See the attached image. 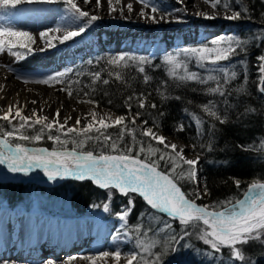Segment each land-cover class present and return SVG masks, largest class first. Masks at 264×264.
<instances>
[{
  "label": "trees",
  "instance_id": "16d2710c",
  "mask_svg": "<svg viewBox=\"0 0 264 264\" xmlns=\"http://www.w3.org/2000/svg\"><path fill=\"white\" fill-rule=\"evenodd\" d=\"M224 1L231 5V9L239 11L241 18L233 22L230 33L224 36V42L220 44L214 43L219 38L205 37L187 44H176L169 50L158 44L155 51L148 53L126 52L123 55L125 59L118 65L108 63L115 58V54L96 48L86 57L67 66L61 78V82L68 93L71 91V95L84 96L97 101L100 105L114 110L119 116H136L138 111L143 112L135 124L130 120L125 121L126 130L135 129V144L131 135H126L123 141H117L121 149L134 145L133 156L141 146L144 148V152L140 155L141 159L158 160L160 155H165L176 161V174L183 170L186 177L187 166L176 159L179 153L144 137L142 130L151 127L153 132L162 131L172 134L188 143L191 151L200 155L198 169L200 183L203 190L205 186L207 187L209 194L203 199L196 200L191 193L197 189V184L186 178L179 180L178 184L189 198L212 209L233 204L245 195L252 182L264 180V95L257 90L259 75L256 66L257 57L264 55V0H219L217 8H224ZM84 19L86 18H82L81 21L84 22ZM229 36L233 40L247 41L245 45L247 55L240 52L231 60L220 63L227 66L245 60L247 79L243 69L236 66L237 78L227 85L224 98L208 92V89L216 86L215 80L201 84L179 79L188 72H197L205 79L208 75H219L197 68L196 61L190 59V54L183 50L225 47ZM169 55L176 58L177 63L186 65V68L177 69L175 78L169 72L171 67L167 62ZM141 66L145 69L144 73L139 72ZM97 71L102 73V79H109L110 83L107 85L100 81L93 83L92 74ZM116 73H120V80L115 79ZM145 75L149 78L147 83L144 81ZM221 83H223L222 77ZM141 93L144 94L146 104L143 110L136 107L139 101L135 97H139ZM129 96L134 97L130 101L133 105L130 113L126 106ZM209 102H212L210 110L216 111L221 119L227 120V123L222 124L204 112V106ZM152 103L157 105L155 109L151 107ZM144 120L148 121L147 125L143 124ZM197 120L200 122L199 131ZM7 125L6 121L0 119V128H6ZM181 126H183L182 131ZM211 126L215 128L214 133L209 131ZM40 128L29 129V136L36 135ZM107 131L115 139L120 129L110 127ZM52 134H61L62 139H75L77 142L81 139L74 134L64 136L55 130ZM43 135L44 139L39 143L34 141L23 143L59 146L48 141L47 129ZM9 142L15 144L21 141L10 138ZM102 143V141H88L82 148L78 147L77 151H93L94 155L118 154L108 146L101 149L99 145ZM66 146L74 147L71 142ZM158 170L171 172L172 165L162 162ZM236 181L240 182L239 186ZM129 197H132L133 208H128ZM33 199L47 210L55 209L58 212L69 210L74 214L82 215L87 212H97L108 202L109 210L113 211L116 218L118 212L126 207L129 209V215L125 217V229L130 241L129 248L124 253L135 251L137 260L141 261V264L144 260L154 259V253L163 252L166 242H170L173 235L180 236L185 231L178 221L170 220L167 213L147 206L138 194L123 195L117 189H101L87 179L83 181L67 179L52 186L33 182H0V200H5L10 207L30 206L33 204ZM165 224H171L172 227L165 231L163 230ZM203 227L205 226L202 222L189 225L187 228L189 235L181 241L182 254L169 253L162 264H264V238L260 241L250 240L247 244L240 245L245 260H234L230 249L224 247L220 252H215L210 245L199 238L203 235ZM157 229L161 231L157 232ZM152 245L157 246L152 247ZM184 245L187 247H183ZM172 247L175 245L173 244Z\"/></svg>",
  "mask_w": 264,
  "mask_h": 264
},
{
  "label": "snow or ice",
  "instance_id": "6c2138e0",
  "mask_svg": "<svg viewBox=\"0 0 264 264\" xmlns=\"http://www.w3.org/2000/svg\"><path fill=\"white\" fill-rule=\"evenodd\" d=\"M20 2H22V0H0V8L15 7ZM46 2H54V0H46ZM96 2L97 5H99L100 0H96ZM108 2L111 11L112 0H108ZM140 2L147 6L150 0H140ZM67 3L70 6V10L77 14L79 18H88V20L87 24L79 27L78 30L66 32L61 42L68 41L81 35L87 30L88 26L100 18L95 15L90 16L88 11L81 10L73 0H67ZM84 3L90 4L91 0H84ZM218 3L219 0H216V3L212 6L216 7ZM127 7L131 12L132 5L129 4ZM223 7L228 9L231 5L225 3ZM151 10L152 13H156L159 9L156 6H152ZM140 15L142 17L145 16V12L142 10ZM152 18L155 20V16ZM207 18L215 19L216 17ZM225 18L228 20H238L241 18V13L239 11H234L232 15H227ZM9 35L16 37V42L13 43L11 40L5 41L0 39V51H3L4 46L7 44L8 51L14 56L18 55V53L12 52L14 47L24 49L29 53L32 52L31 45L34 43V38L30 33L10 32ZM47 35V32L40 33L42 39L47 37ZM3 36L4 32L0 31V37ZM221 42H224V37L214 41L216 44H220ZM45 43L48 48L55 46L48 40H45ZM246 44L247 41H241L239 39L233 40L232 37L229 36L225 47H200L183 50L190 54V59L196 61L197 68L204 69L206 72L211 71L219 73V75H208L205 79L197 72H188L186 75L180 76L179 79L199 82L201 84L215 80L216 86L208 89V92L211 94H218L220 97L224 98L227 92V85L237 78L238 74L235 71L236 66L243 69L245 79H247V68L245 60L236 61L235 64L227 66L221 65L220 62L231 60L240 52H243L246 56ZM45 50L44 48L40 49V51ZM124 59L125 57L121 54L108 63L118 65L120 61ZM167 62L171 65L169 72L173 78L177 75V69L182 67L186 68V65L177 63L176 58L171 55L167 57ZM209 66L211 67L209 68ZM256 66L258 67L259 75L257 90L261 95H264V55L257 57ZM14 70L15 69H13V71ZM144 71V67L141 66L139 72L144 73ZM63 75V73L49 75L47 78L39 79L38 82L48 84L49 81H56L59 83ZM92 75L93 83L97 81L102 82L104 85L110 83L109 79H102V73L100 71ZM221 77L223 83H221ZM115 79H121L120 73H116ZM144 81L145 83L149 82L147 75L144 76ZM69 95H71V91H69ZM133 98L132 96L127 98L128 103L126 106L129 113L133 107L130 103ZM135 98L139 101L136 107L141 110L145 109L144 94L141 93L139 97ZM177 99L179 98L177 97ZM33 103H35V101H33ZM211 105L212 102L205 105L204 112L207 113L209 117L215 118L222 124L227 123V120L221 119L216 111L210 110ZM151 107L155 109L157 105L152 103ZM225 107H227V104H225ZM33 114L35 115V110H33ZM142 114V111H138L136 116H117L113 119V122L109 124L105 122L104 118H100L97 121V114L92 112L90 114L91 121L83 128L68 127L65 132L64 128L68 121L66 119L64 123L59 122L60 110L56 111V118L49 121L46 116H37L35 120H32L30 116L22 115L19 108H17L14 116H12L11 108H9V112L0 117V119L11 124L13 119L18 118L20 123L18 128L13 126L12 130L2 133V138H0V165H6L7 170L13 174L28 175L35 170H41L50 182L65 178H75L80 181L90 179L101 189H118L123 195H128L129 193L138 194L151 209L167 213L169 219L178 221L185 231L183 235H173L170 238V242H166L163 252L154 253V259L151 261L144 260L142 264H162V261L169 253L174 255L182 254L181 241L189 235L187 228L189 225L197 222H202V225L206 226L204 234L199 238L203 240L205 244L210 245L212 250L220 252L222 247H226L230 249L231 256L234 260L238 259L244 261L245 257L238 245H245L250 240L260 241L264 238V183L251 184L246 193V199L237 201L231 209L225 211H212L209 210L210 206L208 205H198L193 199L188 198V195L178 186V182L186 178L194 184H199V180H197V170L195 168L199 163V159H184L179 154L176 155V159L181 160L183 164L187 166L188 171L185 177L183 170H181L179 174H176V161L170 157L160 155L158 160L141 159L140 155L144 152L142 146L135 156L132 155L134 145L121 149L117 141H123L126 135L132 136L134 144L136 140L135 129L126 130L125 121L130 120L132 124H135L136 120L139 119ZM97 123L99 127L95 126ZM147 123V120L143 121V124L147 125ZM153 123L155 124V121H153ZM196 123L199 131V120H197ZM76 124H80L79 118L76 120ZM36 125L41 126L40 131L36 135L29 136L23 134L22 130L25 127L32 129ZM110 127H118L120 129L115 139H113L111 134L107 131ZM45 129L48 130L47 139L58 144L60 146L59 148H54L49 151L44 147L29 148L23 143L26 141H34L37 143L43 141ZM53 129H57V131L64 136L74 134L77 137H81V139L78 142L75 139H62L61 134H52ZM180 130H183V126H181ZM209 131L214 133V126H211ZM93 133L94 135H92ZM200 134L203 135V133ZM142 135L150 138L152 141H157L161 145H165L166 148L168 147L165 138L156 135L151 127L143 129ZM10 138L17 139L21 142L15 143L13 146L9 143ZM88 141H102L103 143L99 145L101 149L104 146H108L112 151L118 154L94 155L93 151L78 152L77 148H82ZM110 141L111 143H109ZM70 142L74 145L71 150L66 147ZM170 147L173 150L177 148L175 144L170 145ZM154 154L155 153H153V155ZM162 162L171 164L172 171L166 173L165 171L158 170ZM239 183V181H236L237 186H239ZM257 190H259V194H257ZM208 194L206 186L203 192L197 188L191 193L196 200L203 199V197ZM237 206L239 211L236 210ZM133 207L134 203L130 200L128 202V208ZM104 209L105 211L108 210L107 204L104 205ZM119 215L120 219L123 220L129 215V212L124 211ZM171 227V224H165L163 225V230L166 231ZM156 231L159 232L161 230L157 229ZM173 244L175 247H172ZM156 246L157 245H152V247ZM183 247H187V245ZM109 255V252L100 253L101 258H107ZM111 255L119 261L121 252L115 251ZM73 259H75V257L69 258V260ZM88 259L92 260V264H95V259L93 257H88ZM134 262H136V264H141V261L137 260V253L135 251L129 254L127 264H134ZM46 264H54V261L49 259Z\"/></svg>",
  "mask_w": 264,
  "mask_h": 264
},
{
  "label": "rangeland",
  "instance_id": "374dc122",
  "mask_svg": "<svg viewBox=\"0 0 264 264\" xmlns=\"http://www.w3.org/2000/svg\"><path fill=\"white\" fill-rule=\"evenodd\" d=\"M27 1L22 0V2L18 3L15 7L10 6L8 8H0V31L4 32V36L0 37V39L5 41L11 40L15 43L17 38L10 36V32H28L34 38V43L31 45L32 52L29 53L24 49L14 47L12 52L18 53V55L14 56L8 51V46L6 44L4 46V50L0 51V68L11 74L12 78L18 81L38 83L48 88L58 87L68 97L74 100L81 102L91 101L93 104H96L109 112L105 119V122L109 124L113 122L115 117L119 116L114 110L102 106L97 101L88 99L84 96L69 95L62 82L57 83L56 81H49L48 84H43L38 82L39 79L47 78L49 75L62 73L67 66L71 65L78 59L86 57L96 48L111 52V54H115V57L117 55L120 56L121 54L124 55L126 52L148 53L150 51H155L158 44L163 45L167 48V50H169V48L175 46L176 44H187L196 40H201L204 37L207 39L224 37L230 33V29L233 27V22L235 21L225 18L227 15L233 14V9L217 8V6H212L216 3V0H199L203 2L205 6L210 7L212 11H203L200 14L195 12L193 15H189L185 12L184 6L176 0H150V3L147 6L142 4L140 0H112L111 11L110 8L105 10L106 8L103 9L101 6L96 9L89 8L86 7L84 0H73V2L81 8V10L88 11L90 16L95 15L100 18L88 26L87 30L81 35H78L68 41L61 42L66 32L78 30L79 27L85 26L88 18L84 19V22H82L81 18L70 10L67 0H54V2H46L45 0L44 4H37L35 1H29L28 3ZM106 1L108 2V0ZM125 1L128 3L124 4ZM225 3L227 2L224 1L223 5ZM27 4L36 5L30 7ZM129 4L132 5V9L135 7H142V10L145 12V16L142 17L138 13L130 12L127 7ZM152 6H156L159 10L156 13H152ZM190 8L192 9L193 7L188 4V9ZM38 9L52 10L53 20L47 24L45 21H39V18L33 20L34 18H32L31 14L34 10ZM153 16H155V20H153ZM207 17L216 18L210 19ZM172 19L174 21L173 25L170 27H166L165 24L162 23H167V21ZM41 32H47V37L42 39L40 36ZM45 40L50 41L55 46L48 48ZM41 48L46 50L40 51ZM54 57H56V59H54ZM13 69L15 70L13 71ZM2 116L3 115L0 114V117ZM19 123L20 121L18 118L13 119L11 124L7 122L8 125L6 128H0V138H2V133L4 131L12 130L13 126L18 128ZM87 123V121L86 123L84 122L79 128H83ZM95 126L99 127L98 123ZM34 127L41 126L36 125ZM67 128L68 127L64 128L65 132ZM53 130L57 131V129ZM22 131L23 134L29 135V128L25 127ZM154 133L158 136H163L164 138H174L179 140L174 135L167 134L162 131ZM180 141L183 142V140ZM165 142L166 145L170 147V143L167 141ZM50 143L53 145L55 144L53 141H50ZM183 143L187 147L185 155L189 157L197 156L200 160V155L192 152L188 143ZM12 145L14 146V144ZM25 145L29 148L44 147L49 151L60 147H48L46 145L32 144L30 142ZM67 148L69 150L72 149L71 147ZM175 151L178 152L184 159H187L181 151L178 149H175ZM197 180H199L197 188L203 192L204 190L201 187L199 174L197 175ZM28 182L29 181L23 183ZM253 183H257V181L252 182V184ZM129 198V201H132V197ZM196 202L200 203L198 201ZM5 203L9 204L5 200H0L1 205H5ZM32 203L33 204H30V206L15 205L13 208L23 209V211L25 210L26 212L38 210L39 213H42L41 216L46 217L55 216V218H85L99 221L100 224L104 226H114L115 231L110 234V244H108L107 249H101L97 254L109 252V256H111L113 252L120 251V258L126 260L123 264H127V259L129 258L130 253L125 254L124 252L129 248L128 243L130 239L129 234L125 229L126 219L124 218L121 220L119 215L124 211H129L126 207L118 212V218H116L113 211L109 210V206L107 211L102 208L101 210L98 209L97 212H87L82 215L74 214L69 210L66 212L60 210L58 212L55 209H44L36 199H33ZM16 209L11 210L14 211ZM202 230V234H204L206 226L203 227ZM100 242L101 240L93 238L90 242H88V244L90 246H95ZM238 247L240 248V245H238ZM63 258L66 259L67 257ZM45 259L48 261L51 258L46 255ZM70 263H73V260H70Z\"/></svg>",
  "mask_w": 264,
  "mask_h": 264
},
{
  "label": "bare ground",
  "instance_id": "6f19581e",
  "mask_svg": "<svg viewBox=\"0 0 264 264\" xmlns=\"http://www.w3.org/2000/svg\"><path fill=\"white\" fill-rule=\"evenodd\" d=\"M29 1H35L37 4H44L45 2V0ZM29 1L27 2L29 3ZM176 1L184 6V11L189 15H193L195 12L200 14L203 11H212L210 7L205 6L199 0ZM127 3L125 1L124 4ZM188 4L192 5L191 10L188 9ZM27 5L32 7L36 4ZM100 6L103 9L106 8L105 10L110 8L106 0L100 1L99 5H97L96 0H91L90 4H86V7L93 9ZM141 11L142 7H135L131 12L140 14ZM31 16L34 18L33 20L39 18V21H45L46 24L53 20L52 10L49 9L34 10ZM173 21L172 19L167 23H162L166 27H170L173 25ZM9 108H11L12 116L19 108L22 115L30 116L32 120H35L37 116H46L49 121L55 119L56 111L60 110L59 122L64 123L67 119L68 122L65 127L78 128L84 122L91 121L90 114L92 112L97 114V120L106 119L109 114L108 111L92 102H81L68 97L58 87L48 88L38 83L18 81L0 68V114H7ZM33 110H35V115ZM78 118L80 119L79 125L76 124ZM165 141L169 142L170 145L175 144L176 149L185 155L187 147L182 141L174 138H165ZM185 157L187 159H199L197 156L185 155ZM198 164L196 165L197 175ZM5 175L18 178L34 177L48 181L41 170H35L28 175L13 174L7 170L6 165H0V176ZM260 183H264V181ZM246 193L242 200L246 199ZM257 194H259V190H257ZM232 207L233 205L229 208ZM11 209L16 208H11L6 203L5 205L0 204V264H46V255L54 261V264H92V260L88 257H93L95 264H123L126 261L122 258L117 261L112 255L101 258L100 254H97L101 249H107L108 244H110V234L115 231L114 226H104L99 221L85 218L41 216L42 213H39L38 210L26 212L23 209L14 211ZM236 210L239 211L238 206ZM93 238H97L101 242L95 246H90L88 242ZM63 257L67 258L64 259ZM70 257H75L73 263H70Z\"/></svg>",
  "mask_w": 264,
  "mask_h": 264
},
{
  "label": "water",
  "instance_id": "95a60500",
  "mask_svg": "<svg viewBox=\"0 0 264 264\" xmlns=\"http://www.w3.org/2000/svg\"><path fill=\"white\" fill-rule=\"evenodd\" d=\"M67 179H75V178H65V179H58L57 181H54V182H50V181H43L39 178H34V177H31V178H18V177H15V176H9V175H5V176H0V182H17V181H21V182H36L38 184H41V185H47V186H52V185H56L64 180H67ZM77 180V179H76ZM86 180V179H85ZM87 180H90V179H87ZM91 181V180H90ZM264 180H261V181H257V183H260ZM93 182V181H92ZM94 183V182H93ZM95 184V183H94ZM179 187H181L179 184H178ZM182 189V188H181ZM183 191V189H182ZM243 197V196H242ZM242 197L237 200V201H240L242 200ZM189 198V197H188ZM236 201V202H237ZM196 202V201H195ZM236 202H234L233 204L229 205V206H226V207H223V208H220V209H212V208H209V210H212V211H225V210H228L230 209L229 207L232 206V205H235ZM197 203V202H196ZM198 205H204V204H200V203H197Z\"/></svg>",
  "mask_w": 264,
  "mask_h": 264
}]
</instances>
